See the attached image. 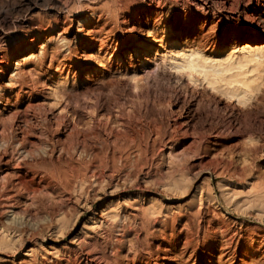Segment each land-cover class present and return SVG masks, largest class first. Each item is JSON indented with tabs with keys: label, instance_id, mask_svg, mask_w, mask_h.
I'll return each instance as SVG.
<instances>
[{
	"label": "rangeland",
	"instance_id": "374dc122",
	"mask_svg": "<svg viewBox=\"0 0 264 264\" xmlns=\"http://www.w3.org/2000/svg\"><path fill=\"white\" fill-rule=\"evenodd\" d=\"M24 2L0 0V17L11 28L0 37V86L10 77L19 44L24 52L37 53L50 33H59L57 44L73 48L78 16L87 12L86 5H75L68 14L36 7L34 23H25ZM257 3L256 15L264 19V0H122L116 18L98 31L100 43L89 51L90 59H75L94 73H69L72 49L36 70L28 86L39 95L41 118L68 110L85 127L97 113L121 131L120 122H130L134 144L126 147L127 159L112 157L124 168H101L95 178L88 172L84 181L68 174L69 157L52 140L26 144L34 157L24 159L30 166L24 185H7L0 194V236L12 240L0 245V264H264V43L241 36L245 29L260 28L252 15ZM150 7L153 11L145 12ZM131 13L136 19L141 13L146 24L130 29L123 17ZM164 22L172 23L166 32L150 28ZM234 28L240 36L230 49L225 44ZM154 37L150 54L130 48L132 59L120 43L121 38L149 43ZM116 43L122 63L114 59ZM195 51L208 62L247 57L244 69L257 86L245 100L231 95L226 81L218 79L212 88L184 66V54ZM58 66L63 73L57 82L38 83ZM91 88L94 94L83 95ZM16 119L0 117V174L11 181L15 176L5 170L17 163L9 144L23 135ZM133 158L140 161L137 169L129 163ZM8 201L12 210L3 209Z\"/></svg>",
	"mask_w": 264,
	"mask_h": 264
},
{
	"label": "bare ground",
	"instance_id": "6f19581e",
	"mask_svg": "<svg viewBox=\"0 0 264 264\" xmlns=\"http://www.w3.org/2000/svg\"><path fill=\"white\" fill-rule=\"evenodd\" d=\"M90 1L91 2L86 3L82 0H34V3H31L29 2V0H26V3L24 2L25 7L23 6L24 3L22 5L24 7L22 11L25 12V19L23 20L25 23H32L34 21L31 11L36 7H38L39 9H51L56 14L59 12L68 14L69 12L73 11L75 5H86L87 12L78 16L77 36L73 48H71L67 43L63 45L57 44L56 41L60 37V34L58 33L57 36H55L54 34L50 33L46 37V39L39 44V50L37 53H34L33 51L24 52L25 50H23V46H20V44L13 52L17 53L18 57L13 63L14 67L11 71L7 83L3 86H0V98L3 101V106L0 107V117L1 115L11 114L18 116V119H16L18 124H16L20 125V127L17 128L21 129L20 132L22 131L23 135L21 136V138H17L16 140H14V142H10L9 144L11 157L15 159L17 164L15 168H7L5 171L6 173H11V175H13L11 177L15 176V179L13 178L14 180L11 181V179L9 178L7 180L4 176H1L0 174V194L7 185H24V172H26L27 169L30 168L29 165L25 164L26 162L24 163V159L34 157L32 150L26 149L25 145L35 143L34 141H32V139L36 140V142H42L43 140L46 141L47 139L52 140L51 145L56 146L59 152H63L69 157V162L67 164L68 174H70V176L74 179L77 178L80 181L86 180L88 172L91 173L90 175L94 176L95 173L98 174V172H100L101 168H106L107 170L110 169L111 171H117L126 166L125 163L118 165L114 162L112 157H114L115 155H121L124 156V159H127V156L129 154L126 153L129 152L128 146L134 144L132 141L133 139H129L131 137L128 138V135L130 136V133L128 134V125L130 124V122H128L129 124L127 123L126 126L125 122H120V124L123 126V130L121 131V127L117 128L111 125L110 123H107V121H101L100 117L97 118V113L95 116L91 113L93 115L90 117L91 122H86L85 127L80 125V122L78 121L77 116L75 115L76 113L72 114L71 111L68 110L66 113L63 114H56L55 112H52V110L49 111L48 114L45 113L44 116L41 118V116L39 115L41 108L38 105L39 103H36L38 102L39 95L37 93H34L33 86H28V81L30 79H33L36 70L40 69L48 58L49 61L52 62V60L58 57L63 51H70V49H72L74 55L72 56L73 58L68 59L70 60L74 68L69 73L73 74V77H75L78 73H80V70H83V72H87V65L78 66V64H75V61H77L75 59H78L81 56L90 59L89 51L94 47L96 41L99 42L100 39L98 31L103 28L108 21H111L112 19L114 20V18H116L117 15L115 8L119 5V3L122 2V0ZM256 5L257 7L254 8V13H252V15H255L253 19L255 23L260 25V28H249L247 30L245 29L246 31L243 30V32H246L245 35L244 33H242L241 35L244 39H247L248 41L254 44L264 43V19H262L260 15H256V9L260 6V3H257ZM152 11V7L145 10V12L147 13H150ZM138 14L137 19L134 13H131L127 17H123V21L125 23L127 22L131 24L130 29H133L135 27H141L146 24L145 21L141 20V13ZM24 22L19 23L20 25H22ZM129 24L127 25L129 26ZM171 24L172 23H169V26H167L164 22V24H156L149 27L155 31L160 30L161 32H166L167 28L170 27ZM53 25L55 24H49V27H53ZM188 25L189 24L187 23L184 24V26ZM180 26L181 27H179V29H181L183 25ZM225 26H229V24H225ZM14 27L15 26H12L13 29ZM190 28H193V26H191ZM235 28L232 31L233 34H231L232 41L229 44H225V46H229L230 49H235V44L233 41L234 39L240 36L238 29ZM7 29H11L9 22L7 21V19L0 17V37H3L6 34L5 31ZM10 36L14 39H17L19 37L15 36L14 34H10ZM38 37L39 34L37 33L35 35H32L28 39V42L30 43L29 47H32V45L36 41H38ZM121 39L122 40H120V43L122 44V47H125L124 50L127 54H129L128 56L130 59H132L133 56V53L130 51V48H134L133 50H135L138 55H141L142 52L144 53V55H148L152 51L151 48L153 42H155L156 40V38L154 37L152 39L153 41L147 43L146 41L140 38H132L129 39V41H127L126 38ZM146 46L148 47L147 49L145 48ZM248 46L251 48L252 44ZM248 46L246 45L245 47ZM117 48L118 47L116 43L114 48L115 52L113 54L114 59L117 60L118 63H122L123 55L118 51ZM250 55L253 56L254 53H250ZM208 60V57H204L197 51L191 52L190 54H184L183 57L185 68L188 69L189 72L193 73L194 71L201 74L203 79L206 80L207 84L210 85L212 88H216V85L219 80L226 81V83L230 86V94L245 100L247 98V93H249L253 88L257 86V84L255 83L257 81V78L253 76H247L248 69H244V66L248 61L247 57H243L242 59L237 60V62L235 63L231 62L228 58H223L221 60L211 62H208ZM250 60H252L251 57ZM7 63L6 65H8ZM62 68V66L56 67L53 72H48L46 74V79H39L40 81L38 83H41L45 86H50L51 83L56 81L57 77L61 73H63ZM231 69H236L235 73L231 74L228 78L224 77L223 72ZM88 71V73H94V70ZM94 93L95 89L91 88L87 92L83 93V95L86 96L87 94L90 95ZM94 105H96L94 107L96 112L98 109L100 110V105H97V103ZM68 112H70V114ZM67 113L69 114V116L67 115ZM185 117L186 120L189 121L188 123H190L192 118H190L188 114ZM33 122H36L37 128H35L36 126L33 128ZM33 125L35 124L33 123ZM127 141L131 143L127 144ZM126 147L128 150H126ZM138 150L139 149L137 148V151ZM107 157H110L111 160L108 161L106 159ZM139 162L137 158H133L129 161V163L131 164V168L133 167V169H137ZM31 172H33L34 176H41L40 172L37 170ZM98 180L99 178L97 179V181ZM13 208L14 206L12 205V203H10V201H8L3 207L4 210H12ZM11 241L12 240H6V238L0 236V245L2 246H8L12 244Z\"/></svg>",
	"mask_w": 264,
	"mask_h": 264
}]
</instances>
